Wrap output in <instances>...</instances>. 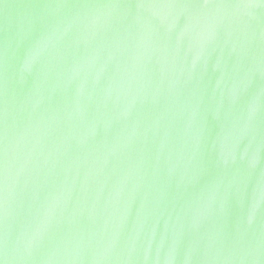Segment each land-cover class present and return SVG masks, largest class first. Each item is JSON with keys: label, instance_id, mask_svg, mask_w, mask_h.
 Segmentation results:
<instances>
[{"label": "water", "instance_id": "1", "mask_svg": "<svg viewBox=\"0 0 264 264\" xmlns=\"http://www.w3.org/2000/svg\"><path fill=\"white\" fill-rule=\"evenodd\" d=\"M201 5L219 3H240L247 0H0V65L8 61L10 80L9 95V134L16 135L24 126L21 120L23 103L27 98L36 106L28 120L34 125L33 135L39 129L40 139L46 148L39 158L40 171L33 172L27 180L22 181V190L17 198V206L12 222L16 233L22 232L35 217L40 202L49 194L59 193L63 185H68L70 194L64 200L61 212L53 229V241L65 235L70 229H78L89 236L80 259L61 262V264H169L163 255L167 246V235L160 232L162 222L174 219L177 215H191L196 198L215 177L235 178L225 187L212 189L208 195L214 200V214L202 225L199 232L189 231L186 238L195 240L197 244L192 250L182 252L176 264H264V246L259 258L238 261L235 259L216 260L215 252L197 251L199 241L208 235L213 228L224 223L228 225L225 247H231L232 231L240 217L246 212L255 211L259 219L258 233L264 236V57L256 59L251 52L242 57L228 56L224 52V36L219 37L218 47L211 52L213 59L226 67L222 79H217L214 71L202 68L191 77L180 73L189 62L199 64L190 44L182 43L172 52L175 58L177 73L173 76L169 71L161 73L163 59L162 47L165 44L175 45L174 28L163 32L153 17L166 16V10L143 9H101L97 10V28L95 39L98 42L97 56L103 71L98 72L96 79H89L84 69L79 74L84 76L82 105L87 107L79 114V106L75 102L73 81L68 79L72 74L75 61L79 57L89 55L88 46L77 43L79 29L84 22L91 23V16L86 8H44V4H100V3H160ZM177 21H191L194 18L202 23L210 21L214 16L223 15V10L208 8H178L174 10ZM71 20L65 33L64 21ZM150 33L156 42V50L151 58L143 63L146 79L151 80L148 90L140 93V100L134 109V120L140 126L141 135L137 141L126 148L123 153L98 174L97 182L90 179L84 182L79 173L83 170L70 169V165L80 155L85 154L78 147H69L65 142L73 127L83 125L90 118H98L104 131L95 137V142L88 150L87 158L99 155L106 143L123 127L120 121L105 119L106 112H115L119 100L109 109H98L88 100V94H97L108 86L110 80L120 76L122 67L130 65L133 46L137 40ZM50 34L55 40L60 36L58 49H54L39 61L36 70L25 80L22 76L12 90V83L17 80V64L24 60L35 41ZM120 40L117 43V35ZM207 34L201 31L200 39ZM7 38V50L5 39ZM257 53L264 52V40L261 41ZM111 52V58L109 53ZM171 58V56H170ZM251 69V70H250ZM173 81H178L173 82ZM235 83L232 92L239 97L233 103L228 99L229 86ZM197 106L205 116L210 111L217 113V118L203 129L198 117L193 116L187 124V132L191 137L193 148L199 146L205 136L202 159L213 162L217 151L225 159H231L235 147L244 150L246 157H258V164L251 172L242 168L219 169L209 163L206 171L196 169L188 164L182 169V179L178 182L173 177L161 175L163 160L153 159L152 169L147 179L133 188L125 184L124 192L114 200L106 199L112 184L119 179L130 164L153 156L155 145L160 141L163 131L168 132L172 151L180 149L187 137L184 135L185 124L190 106ZM2 106V104H0ZM71 113V117L69 116ZM246 115V119H242ZM159 118L160 129H156L153 121ZM152 124V130L143 134V125ZM2 124V115H0ZM57 147L63 155L57 153L54 165L44 163L49 152ZM47 171V175L43 173ZM36 180V185L32 180ZM163 182L164 196H157V189ZM95 192V199L90 195ZM39 197V199H37ZM126 212V214H125ZM151 224L152 240L143 251H132L121 254L115 249L109 258H93L90 249L101 241L102 228L111 227L117 231L132 227L138 236H143L145 227ZM52 243V242H49ZM228 255V253H225Z\"/></svg>", "mask_w": 264, "mask_h": 264}, {"label": "clouds", "instance_id": "2", "mask_svg": "<svg viewBox=\"0 0 264 264\" xmlns=\"http://www.w3.org/2000/svg\"><path fill=\"white\" fill-rule=\"evenodd\" d=\"M44 8H86L92 10L86 13L91 16V23L84 22L79 29L77 43L83 42L88 46L89 55L79 57L75 61L72 74L68 79L73 81L75 102L79 106V114H83L87 107L82 105L84 76L79 74L80 69H84L89 79H96L98 72L103 71L97 56L98 42L95 39V29L97 28V10L101 9H143V10H166V16L161 18L159 15L153 17V23H158L163 32H170L175 29L173 38L175 45L169 43L162 47L163 59L161 61V73L169 71L173 76L176 75L175 58L172 56L174 47L186 43L190 44L195 53L199 64L189 62L187 67L180 70L181 74L191 75L202 68H208L215 72L217 79H222L226 67L212 58L211 52L218 47L219 37L224 36V52L228 56L242 58L250 52L259 60L264 57V52L257 53L260 43L264 40V0H247L240 3H219V4H179L171 2L160 3H100V4H44ZM208 8L223 10V15L213 17L210 21L200 22L195 18L191 21H177L174 17V10L178 8ZM65 33L69 38L71 31H67L71 20H65ZM207 34L206 39L201 40L200 33ZM120 37L117 35V43ZM60 36L55 40L50 34H46L41 40L35 41L29 49L27 56L21 60L16 67L17 80L12 83V90H15L19 77L27 80L36 70L40 60L45 58L54 49H58ZM7 50V38L5 39ZM156 50V42L150 33L141 36L132 51V63L122 67L120 76L116 80H110L107 87L98 94L93 91L88 94V100L95 104L98 109H109L111 105L119 100L118 110L106 112L105 119L120 121L123 125L121 130L116 133L112 140L106 143L103 151L91 159L87 158L88 150L95 142V137L101 134L104 129L98 118H90L80 127H73L66 143L69 147H78L85 154L81 160L77 155L76 160L70 165V169L79 170L81 164L84 168L79 175L84 182L92 180L97 182L98 174L105 166L117 159L123 151L137 141L142 134L140 126L134 120V109L140 100V93L146 92L151 83L150 78L146 79V72L143 63L151 58L152 52ZM171 56V58H170ZM111 58V52L109 53ZM251 70V69H250ZM177 82L178 81H173ZM235 83L229 86L228 99L236 103L239 97L232 92ZM9 95L10 80L8 72V61L5 57L3 65L2 81V124H0V264H61L66 261H76L80 259L82 252L88 242L89 236L78 229H70L65 235L53 241V229L56 226L57 217L61 212L62 204L70 194V187L63 185L60 192L47 195L39 204L38 211L30 224L20 233L13 230L12 222L17 206V198L22 190V181L33 174L39 173V158L43 154L46 145L40 139L39 129L33 135L34 125L28 120L33 108L36 106L27 98L23 103L21 120L24 126L16 135L9 134ZM71 117V113H69ZM193 116L198 117L201 127L206 130L207 125L217 118V113L210 111L207 116L201 113L197 106L189 107L188 118L185 124L184 135L187 137L183 146L172 151L171 142L168 139V132L163 131L160 141L155 145V153L151 157L141 155L139 160L130 164L123 175L111 186L106 199L114 200L115 197L124 192L125 184L130 183L133 188L137 183H143L152 169L153 159L163 160V167L160 169L161 175L173 177L177 182L182 179V169L188 164H192L200 171H206L209 163H214L219 169H229L233 167L242 168L251 173L257 166L258 157L245 155L244 150L238 146L234 148L231 159H225L221 152L213 162L202 159V152L207 149L204 147L205 136L199 141V146L193 148L191 137L187 132V124ZM246 115L242 119H246ZM156 129H160L159 118L153 121ZM152 130V124L143 125V134L147 135ZM63 155L60 147L55 151L49 152L44 163L54 165L55 157ZM47 175V171L43 173ZM235 178L215 177L209 185L202 190L196 198L195 206L191 215L185 219L177 215L174 219L162 222L160 232L167 235V246L163 249V255L169 264H176L182 252L192 250L197 241H189L186 234L191 231L199 232L202 225L214 214V200L208 193L219 187L230 185ZM36 185V180H32ZM164 184L157 189V196L165 195ZM95 199V192L90 194ZM39 199V197H37ZM126 214V212H125ZM259 219L255 211H248L243 214L238 224L235 225L231 235V247H225V239L228 235V225L217 224L213 230L204 236L198 243L196 249L201 252H215L214 259L225 260L235 259L238 261L255 260L259 258L261 247L264 246V236L258 233ZM153 238L152 225L148 224L143 236H138L136 229L128 227L120 231L111 227L102 228L101 241L90 249L93 258H109L111 253L119 248L121 254L132 251H143L146 244ZM52 242V243H49ZM228 253V255H225Z\"/></svg>", "mask_w": 264, "mask_h": 264}, {"label": "snow or ice", "instance_id": "3", "mask_svg": "<svg viewBox=\"0 0 264 264\" xmlns=\"http://www.w3.org/2000/svg\"><path fill=\"white\" fill-rule=\"evenodd\" d=\"M3 65H0V104H2Z\"/></svg>", "mask_w": 264, "mask_h": 264}]
</instances>
